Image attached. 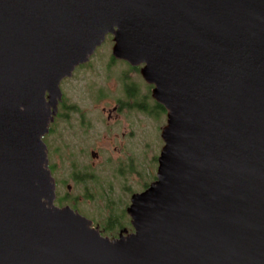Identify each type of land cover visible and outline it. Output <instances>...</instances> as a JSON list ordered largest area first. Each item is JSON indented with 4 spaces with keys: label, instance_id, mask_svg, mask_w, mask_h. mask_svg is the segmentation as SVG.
Listing matches in <instances>:
<instances>
[{
    "label": "water",
    "instance_id": "95a60500",
    "mask_svg": "<svg viewBox=\"0 0 264 264\" xmlns=\"http://www.w3.org/2000/svg\"><path fill=\"white\" fill-rule=\"evenodd\" d=\"M107 35L166 111L113 239L55 205L43 141ZM0 264H264V0H0Z\"/></svg>",
    "mask_w": 264,
    "mask_h": 264
},
{
    "label": "flooded vegetation",
    "instance_id": "af4514ba",
    "mask_svg": "<svg viewBox=\"0 0 264 264\" xmlns=\"http://www.w3.org/2000/svg\"><path fill=\"white\" fill-rule=\"evenodd\" d=\"M112 46L106 58L93 63L92 55L87 63L77 66L70 77L61 81V101L43 137L50 143L49 146L44 141L48 167L56 184L55 205L68 206L83 217L79 205L93 201V195L83 188L80 195L71 196L72 188L82 185L84 180H95V170L105 154L116 159L118 171L126 175L128 183L131 175V181L140 185L149 129L159 115L164 117L163 127L166 124L165 109L152 98L153 86L141 76L143 65L132 66L115 59L111 55ZM63 163L69 171L60 179L56 174H61ZM127 217L128 225L117 227L116 234H102L100 224L95 226L94 219H87L101 235L113 239L121 231H132Z\"/></svg>",
    "mask_w": 264,
    "mask_h": 264
},
{
    "label": "rangeland",
    "instance_id": "374dc122",
    "mask_svg": "<svg viewBox=\"0 0 264 264\" xmlns=\"http://www.w3.org/2000/svg\"><path fill=\"white\" fill-rule=\"evenodd\" d=\"M112 44L111 36H106L103 44L95 50L92 56L93 63L97 62L99 59L106 58L110 54V48ZM86 81L87 80L83 81V84ZM152 124L153 127L149 129L148 134L149 147L147 148L146 157L142 165L143 178L141 179L140 185L131 181V175L129 176L130 183H128L126 175L121 174L118 171L116 159L109 158L107 154L103 155V158L98 164L100 167L98 166L95 172H97V176H100L101 181H103L101 184L103 185L102 188L105 190L102 191L104 192L105 197L114 203L111 205V203L107 204L106 202H97L94 200L85 201L79 205L80 211L86 218H92L95 220H93L95 226L99 225L98 221L101 223V225H103L104 218L107 216V213L113 214L114 216H119L120 214L123 216L122 212H124V210H126L128 207L131 194H137L138 192L136 191H140L144 188V186H149L154 182L156 178L157 159L162 148L160 131L164 125V117L160 115L156 116ZM43 141H47L48 145L50 146L48 139H43ZM105 146H107V144H105ZM64 168L65 171H67V166H63L61 174H56L60 179L64 177ZM88 186L90 190L88 192H93V189L90 188L92 187V184H89ZM83 188L86 189V186L83 183L82 185L72 188L71 196L77 197L81 194ZM109 188L110 191H107ZM60 193L63 194L62 191H60ZM101 225L98 226L99 229H101Z\"/></svg>",
    "mask_w": 264,
    "mask_h": 264
},
{
    "label": "trees",
    "instance_id": "16d2710c",
    "mask_svg": "<svg viewBox=\"0 0 264 264\" xmlns=\"http://www.w3.org/2000/svg\"><path fill=\"white\" fill-rule=\"evenodd\" d=\"M65 162V160H63ZM62 166H66L64 163L62 164ZM69 171V170H68ZM68 171H65L64 168V177H66V173ZM100 180V181H99ZM101 182L103 183V181H101V177L96 176L95 180L92 181H83V184L86 186V190H89V184H92V187H90L91 189H93V192H90L91 195H93V201L96 200L97 202H106L107 204L111 205L114 203L113 201L109 200L107 197H105L104 192L105 191L102 187L103 185L101 184ZM105 186V185H104ZM148 187V186H145ZM95 190V193H94ZM97 190V191H96ZM107 191H110V188L107 189ZM106 205V204H105ZM123 216L120 214L119 216H114L113 214L107 213V216L104 218V222L103 225H101V223L98 221V223L101 225V233L102 234H116L117 233V227H125L128 225L127 221H128V217L126 214V210H124V212H122Z\"/></svg>",
    "mask_w": 264,
    "mask_h": 264
}]
</instances>
